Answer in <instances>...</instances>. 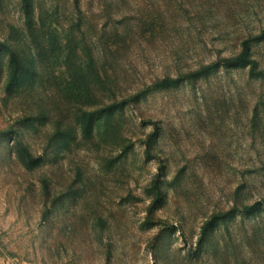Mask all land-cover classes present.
I'll return each mask as SVG.
<instances>
[{"label":"rangeland","instance_id":"374dc122","mask_svg":"<svg viewBox=\"0 0 264 264\" xmlns=\"http://www.w3.org/2000/svg\"><path fill=\"white\" fill-rule=\"evenodd\" d=\"M0 264H264V0H0Z\"/></svg>","mask_w":264,"mask_h":264},{"label":"trees","instance_id":"16d2710c","mask_svg":"<svg viewBox=\"0 0 264 264\" xmlns=\"http://www.w3.org/2000/svg\"><path fill=\"white\" fill-rule=\"evenodd\" d=\"M247 48H245V52H243L242 54H240L238 57H236V59H234L233 61L229 62L230 65H232L233 67H239L242 66L244 64V61H246L245 59V55H247ZM171 80L169 79H165L159 83H157L155 85V87L157 89H163V88H167L168 86H170ZM253 208H255V205H250V206H244L242 207L241 211L243 213H249L253 210ZM205 230V228L202 229V232Z\"/></svg>","mask_w":264,"mask_h":264}]
</instances>
